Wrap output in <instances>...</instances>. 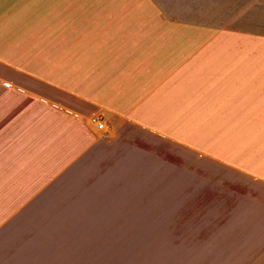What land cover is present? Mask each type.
<instances>
[{
  "label": "crops",
  "instance_id": "0c3cea01",
  "mask_svg": "<svg viewBox=\"0 0 264 264\" xmlns=\"http://www.w3.org/2000/svg\"><path fill=\"white\" fill-rule=\"evenodd\" d=\"M152 218L264 264V0H0V264H158Z\"/></svg>",
  "mask_w": 264,
  "mask_h": 264
},
{
  "label": "rangeland",
  "instance_id": "374dc122",
  "mask_svg": "<svg viewBox=\"0 0 264 264\" xmlns=\"http://www.w3.org/2000/svg\"><path fill=\"white\" fill-rule=\"evenodd\" d=\"M147 203V210L150 213H156L161 208L158 207L157 198H152ZM133 224L136 219L133 218ZM156 218L148 219V232L133 234L132 239L136 240V247L131 249L132 257H142L158 264H220L218 254L215 249H207L204 245L188 243L185 240L186 233L169 232L161 235L156 225ZM180 238V239H179ZM203 244V243H201ZM193 254V255H191ZM204 257L211 258L204 262ZM196 260V262H195Z\"/></svg>",
  "mask_w": 264,
  "mask_h": 264
},
{
  "label": "built area",
  "instance_id": "2783aa9c",
  "mask_svg": "<svg viewBox=\"0 0 264 264\" xmlns=\"http://www.w3.org/2000/svg\"><path fill=\"white\" fill-rule=\"evenodd\" d=\"M86 122L94 134L98 135L99 137L105 136L106 134L105 121L100 114L91 113L88 116Z\"/></svg>",
  "mask_w": 264,
  "mask_h": 264
}]
</instances>
